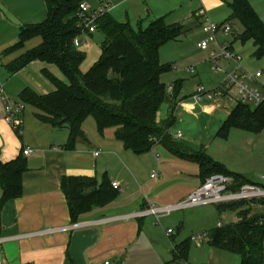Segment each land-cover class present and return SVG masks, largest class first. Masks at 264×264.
<instances>
[{
  "label": "crops",
  "instance_id": "0c3cea01",
  "mask_svg": "<svg viewBox=\"0 0 264 264\" xmlns=\"http://www.w3.org/2000/svg\"><path fill=\"white\" fill-rule=\"evenodd\" d=\"M87 1L92 6L91 0ZM232 1L106 0L105 3L99 2L98 5L92 7L109 5L112 9L108 14L112 16V13L126 2L123 14L129 23L134 17L137 24L140 23L142 27H145L152 20L163 18L168 25L181 24L185 32L195 31L201 37L200 24L204 15L216 22H236L229 20L231 11L228 5ZM46 16L45 0H0V66L3 70L5 64L36 47L41 41L39 37L31 38L24 43L21 49L3 55L6 49L18 41L20 28L24 25L40 24ZM112 17L115 19L114 16ZM115 20L121 22L117 18ZM93 33H83L78 36L77 48L79 50L85 52V49L89 47V40L93 39L91 36ZM35 62L32 61L12 76L21 72L29 75L28 72ZM43 64L51 69L52 75H58L60 78V73H58L60 71L56 66L51 64L52 67L44 62ZM81 66L82 64L80 69ZM81 71L85 72L82 69ZM7 76L11 77L8 74ZM198 78L201 80L200 76ZM175 81H181L183 90L187 80L176 79ZM24 88L26 87L20 88L19 94ZM43 89V93H48L54 88L45 86ZM192 92L189 95L180 93L181 100L177 109L183 106L184 102H191L189 106L187 105L186 111L193 118L199 121V118L205 115L220 127L231 113L233 104L220 99L198 103L191 98ZM9 98L20 101L19 96ZM35 112L33 107L25 105L19 117L21 131L18 135L15 129L5 121L3 103L0 100V162L6 163L23 155L22 152L26 148L32 150L29 155H23L27 170L21 178V196L2 202L0 188L1 264H101L106 260L121 264H183L184 262L189 264H241L239 255L212 246L209 239L192 240L194 233L210 227L212 230L218 224L228 225L239 221L237 215L239 210H226L219 213L216 205L207 204L214 206V208L211 207L210 213H191L198 207L207 206L202 205L190 207L192 210L185 209L189 212L184 210L175 215L163 216L159 222L151 215L134 217L133 213L148 207L151 203L163 206L182 201L201 185L203 180L198 173L193 182L186 181V185L182 183L185 192L176 197L166 192L167 190L163 187V178L153 183L144 181L142 187L139 185L141 182L139 173L129 168L125 162V158L131 159L134 155L128 156L126 149L121 150L118 145H115L118 150H114L113 155L124 169L121 174L110 180L108 178L110 184L118 183V188L114 190V198L104 205L92 207L72 222L65 195L61 190L60 179L62 176H85L94 177L97 180L95 162L104 153L98 148L103 144L96 143L88 137H78L74 147L67 150L64 145L68 140V130L56 129L40 122L34 116ZM57 134H60V137H55L58 136ZM181 137L182 133L179 138ZM177 139L175 138L176 141ZM223 142L226 144L227 141L223 140ZM156 147L163 148L156 144L151 150ZM224 148L227 149V147ZM243 149L238 146L230 152V155L221 158L209 150V155H207L216 162L224 161L230 164L229 168L222 165L253 183L246 175L248 171L243 168L245 161L250 157ZM90 151H92V157L89 155ZM96 151L99 153L94 156ZM106 156L103 158L105 159ZM155 158L158 164L159 155L156 154ZM125 169L127 171L129 169L130 172L126 173ZM156 178L157 175L151 179ZM261 205L251 204L252 214L262 211L264 205ZM191 217H193L192 223L190 222ZM168 229L173 231L170 235H166ZM188 239L189 248L180 257L175 248Z\"/></svg>",
  "mask_w": 264,
  "mask_h": 264
},
{
  "label": "trees",
  "instance_id": "16d2710c",
  "mask_svg": "<svg viewBox=\"0 0 264 264\" xmlns=\"http://www.w3.org/2000/svg\"><path fill=\"white\" fill-rule=\"evenodd\" d=\"M81 1L45 0L46 19L40 24L22 26L18 41L3 52L7 55L17 51L27 40L39 37L41 41L36 47L5 64L4 70L12 76L32 61H41L56 66L64 77L62 81L44 70V77L54 86L51 92L38 93L29 87L21 90L20 102L36 110V119L56 129L68 130L64 145L67 150L74 147L78 137H84L81 125L86 117L92 116L100 131L113 127L115 138L134 154L149 152L159 144L172 155L195 162L202 183L219 173L233 179L234 189L244 184L256 185L241 174L226 169L205 152L191 151L170 133L176 122L182 83L175 81L173 92L166 91L160 77L170 67L160 63L159 50L185 32L183 25H168L163 18H158L145 27L139 23L134 29L128 21L118 22L105 14L96 22V32L102 36L100 55L89 70L82 72L80 65L86 54L74 44L81 32L76 27ZM228 7L231 11L229 20H235L242 27L239 34L234 30L233 38L242 44L251 41L253 56L264 57V23L249 1L233 0ZM162 105H166L167 112L158 120L156 113ZM231 129L254 134L263 131L264 102L254 108L242 104L233 106L216 136L226 139ZM15 131L20 134V124L16 125ZM26 170L23 155L6 163L0 162L2 202L21 196V178ZM60 186L72 222L92 207L104 205L114 198L115 189L106 176L99 184L94 177L62 176ZM251 204L263 206L264 198L216 205L219 213L239 210V221L217 226L208 232L212 246L239 255L241 264L262 263L264 207L252 214ZM188 248L189 239L175 249L182 257Z\"/></svg>",
  "mask_w": 264,
  "mask_h": 264
},
{
  "label": "rangeland",
  "instance_id": "374dc122",
  "mask_svg": "<svg viewBox=\"0 0 264 264\" xmlns=\"http://www.w3.org/2000/svg\"><path fill=\"white\" fill-rule=\"evenodd\" d=\"M133 1L134 0H132V2ZM248 1L264 23V0ZM99 2L105 3L106 0H91L92 6L98 5ZM128 2L131 3L130 1ZM125 4L126 2L112 13V16L121 22L127 21V17L125 18L123 14ZM228 23L232 27V33L234 32V26L235 33L239 34L241 32L242 27L238 22L231 23L228 21ZM130 24L134 29H137L139 26L134 17L130 19ZM232 33L228 36H220V39L225 43H232L234 50L242 54L244 63L248 67L254 70H262V80L264 82V57L257 59L253 56L254 49L251 41L242 44L239 40H237V38H232ZM91 36L93 39L88 42L89 47L85 49L86 58L81 66L83 71H87L93 66L100 53V42L102 41V36L96 32ZM200 38L199 33L195 31H187L176 40L164 44L159 50L160 63L166 67H170L166 73L161 75L160 79L162 83L167 87L170 84L172 85L176 79H186L187 81L185 82L184 88L181 92L182 95H189L198 84L204 85L207 89H213L219 84L223 77V73H216L213 71V64L209 60L207 52L197 48L196 43ZM189 67H193L194 71H188ZM30 69L31 70L28 72L29 75L21 72L18 75L9 77L0 66V85L3 86L6 96L17 98L19 96L20 88L24 86L29 87L38 93H43V87L45 86L48 88H54L53 84L43 75L44 70H48L49 72L51 70L48 66L43 64V62L36 61L33 63V68L31 67ZM58 73H60L61 80L64 81V77L61 72ZM198 76H200L201 80H199ZM55 77L60 79L58 75H55ZM190 103L191 102H184L183 106H180L175 113L176 122L171 128L170 133L171 135H175L178 132L182 133V137L178 138L177 142L186 144L189 148H191L190 150L194 152L202 151L209 155V150L210 152L218 155L220 158L230 155V152L238 146L239 148L243 147L245 154L250 155L249 159L245 161V165L243 167L248 171L246 175L253 181V183L257 184L259 188H264V181L262 180V174L264 172V130L258 134H254L240 129H231L226 139L216 137L219 125L217 126L216 123H213L212 120L205 115H202L201 119L199 118V121L193 118V116L186 111V107H188V104ZM166 112V105H162L156 113V118L158 120L162 119ZM81 130L84 137H88L96 143L103 144V146L99 145L98 148L103 150L104 153H102L95 162L98 182L101 183L104 176L110 180V178L121 174L124 167L117 162L118 160L114 158L113 153L114 150H118V148H115V145H118L121 150H125V148L121 142L116 140L114 136L115 129L113 127H108L103 131H100L94 118L92 116H88L84 119L81 125ZM57 135L58 136L55 137H60V134ZM223 140L227 141L226 144ZM207 147L208 149H206ZM224 147H227V149ZM126 154L128 156L134 155V158H125V162L129 168L139 173L141 178L139 185L143 187L144 181L153 183V181L163 178V187L167 190L166 192L171 193L170 195H173V197L183 194L185 189L183 188L182 183H185L186 185V181L193 182L194 178L199 173L198 165L195 162L182 160L160 147H156L153 150L142 154H134L130 150H126ZM156 154L160 157L158 164L155 158ZM89 155L92 157V151L89 152ZM104 156H106L105 159L103 158ZM91 162L94 163V160L91 159ZM220 163L226 168L231 167L230 164H226L224 161ZM129 172L130 171L128 169L126 173ZM152 173L157 175L156 179L150 178V174ZM211 207L214 208L213 205L198 207L196 208V211H192L191 213H210ZM184 210L185 209L173 211L170 215H175ZM186 211L188 210H185V212ZM192 218L193 217L190 218L191 223ZM209 230H211V227L207 230L194 233L193 236L208 233Z\"/></svg>",
  "mask_w": 264,
  "mask_h": 264
},
{
  "label": "built area",
  "instance_id": "2783aa9c",
  "mask_svg": "<svg viewBox=\"0 0 264 264\" xmlns=\"http://www.w3.org/2000/svg\"><path fill=\"white\" fill-rule=\"evenodd\" d=\"M109 5L93 8L87 0H83L78 5L79 19L76 27L83 33H93L97 29V20L111 11ZM201 38L196 43L197 48L207 52L209 60L213 64V71L223 73L219 84L213 89H207L204 85L198 84L191 94V98L198 103L211 102L215 99L227 100L236 104L257 107L264 102V82L262 80V70L252 69L244 63L241 53L234 50L232 43H225L220 36H228L232 33V27L228 22H216L207 15L203 16L200 24ZM78 37L74 39L77 47ZM233 38V33H232ZM188 71L193 72L194 68L189 67ZM168 93L173 92V85L166 87ZM0 100L3 103L4 119L14 129L20 124L19 117L22 115L25 104L20 101H14L5 95L3 86H0ZM178 132L174 138H179ZM32 152L30 148L23 150V155H29ZM98 155V151L94 156ZM151 178L156 177L152 173ZM264 180V173L262 174ZM114 189L118 188V183H111ZM233 179L222 174H213L199 185L185 199L172 205L149 204L148 207L133 213L134 217L153 216L157 222L163 216L170 215L173 211L183 210L190 207L202 206L207 204H224L237 201H251L264 198V188L257 185L244 184L238 189L233 188ZM221 226V224H218ZM168 229L166 235L172 233ZM208 233H202L192 237L194 241L208 239ZM1 264V263H0ZM101 264H121L120 262L106 260ZM183 264H189L184 262Z\"/></svg>",
  "mask_w": 264,
  "mask_h": 264
},
{
  "label": "water",
  "instance_id": "95a60500",
  "mask_svg": "<svg viewBox=\"0 0 264 264\" xmlns=\"http://www.w3.org/2000/svg\"><path fill=\"white\" fill-rule=\"evenodd\" d=\"M261 264H264V236H263V254H262V263Z\"/></svg>",
  "mask_w": 264,
  "mask_h": 264
}]
</instances>
